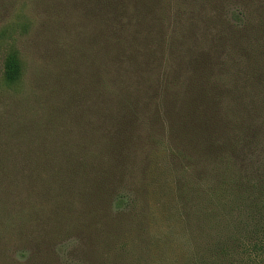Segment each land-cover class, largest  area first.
Listing matches in <instances>:
<instances>
[{
	"label": "rangeland",
	"instance_id": "obj_1",
	"mask_svg": "<svg viewBox=\"0 0 264 264\" xmlns=\"http://www.w3.org/2000/svg\"><path fill=\"white\" fill-rule=\"evenodd\" d=\"M136 16L157 51L148 77L173 65L220 97L222 137L194 189L185 146L151 114L120 127L133 113L116 107L130 75L118 51ZM173 43L192 54L172 64ZM263 242L264 0H0V264H249Z\"/></svg>",
	"mask_w": 264,
	"mask_h": 264
},
{
	"label": "trees",
	"instance_id": "obj_2",
	"mask_svg": "<svg viewBox=\"0 0 264 264\" xmlns=\"http://www.w3.org/2000/svg\"><path fill=\"white\" fill-rule=\"evenodd\" d=\"M134 18L137 19L138 29L133 34L132 45L128 49L123 48L118 51L119 56L126 57L125 64L127 63V65L122 70L127 71L130 75L127 76L126 84L116 102L119 111H131L130 113H133V121L129 115H118L122 125L120 127L130 129L131 125L128 123L131 121L134 130L138 126L140 116H144L143 118L148 120L147 113L151 114L149 120L153 124H160L162 133L168 132L167 137L171 144L185 146L187 155L186 157L182 156L188 157L192 166V189H194L196 179L200 182L205 180L208 159L215 154L217 144H220L222 137L224 128L219 108L220 97L211 96L209 92H204V89L193 88L192 75L186 79L182 78L183 68L173 67V65L170 71L162 72L159 79L153 81L148 77L150 60L157 58V55L155 56L157 51L150 45L147 48L144 42L138 41L136 35L141 33L146 20L144 17L142 20H139L137 16ZM183 50L186 51L187 55L192 54L191 47L188 46L186 50L183 43L175 44V46L174 43L172 44L169 49L172 64L174 63V55H184ZM152 57L154 58L151 59ZM164 66L167 65H162V67ZM21 74V61L18 55L13 53L5 61V79L8 83H14L19 80ZM121 138H124L122 140L124 142L129 136L121 135ZM122 145L124 144H121L120 150L116 153L119 156L127 150L122 148L125 146ZM126 146H128L127 143ZM180 152L184 153V150ZM117 158L120 160L121 157ZM119 167L121 166H117L113 170H118ZM250 248L252 247H248V250ZM251 252L261 253H258V256L257 253H247L245 259L249 264H264V242L253 247ZM230 255V253H215L203 262H198V259L192 255L189 264H236Z\"/></svg>",
	"mask_w": 264,
	"mask_h": 264
}]
</instances>
